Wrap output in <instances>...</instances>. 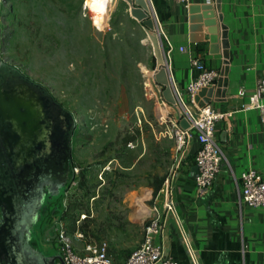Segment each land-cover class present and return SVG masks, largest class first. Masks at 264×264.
Wrapping results in <instances>:
<instances>
[{
  "label": "rangeland",
  "instance_id": "rangeland-1",
  "mask_svg": "<svg viewBox=\"0 0 264 264\" xmlns=\"http://www.w3.org/2000/svg\"><path fill=\"white\" fill-rule=\"evenodd\" d=\"M89 2L2 0V58L46 86L76 118L72 157L79 173L87 168L88 179L80 187L77 176L64 202L71 215L79 207L93 209L86 241L135 240L141 226L128 214L141 205L150 206L151 215L161 203L157 196L186 156L179 160L174 133L186 118L177 98L167 102L165 87L151 82L157 56L150 36L157 35L162 53L166 42L150 4L153 27L131 14L128 0H110L100 28ZM37 228L42 234V224Z\"/></svg>",
  "mask_w": 264,
  "mask_h": 264
},
{
  "label": "crops",
  "instance_id": "crops-1",
  "mask_svg": "<svg viewBox=\"0 0 264 264\" xmlns=\"http://www.w3.org/2000/svg\"><path fill=\"white\" fill-rule=\"evenodd\" d=\"M152 2L171 43L173 86L187 95L189 81L199 74L193 60L199 58L219 73L199 99H209L218 110L231 111L228 120L216 125L223 159L213 185L202 194L198 192L195 151L199 143L193 138L183 163L157 196L164 222L156 240L179 264H193L183 229L199 264H264V206L250 207L241 200L242 173L255 169L264 175V118L260 110L248 107L249 96L264 77V0ZM212 34L217 36L216 50L211 48ZM197 44L203 48L199 49ZM241 88L245 95L239 94ZM167 192L176 203L182 225L165 213L163 201ZM144 194L140 193L141 198ZM150 211V206L139 205L130 210L128 218L141 226L144 233V220ZM141 232L135 240L111 238L109 254L118 263L126 261L141 243ZM40 238L44 249L32 234V241L46 255L61 253L60 244L50 245L49 233L44 232ZM75 243L81 246L78 240Z\"/></svg>",
  "mask_w": 264,
  "mask_h": 264
},
{
  "label": "water",
  "instance_id": "water-1",
  "mask_svg": "<svg viewBox=\"0 0 264 264\" xmlns=\"http://www.w3.org/2000/svg\"><path fill=\"white\" fill-rule=\"evenodd\" d=\"M128 2L131 14L149 27H153L148 1ZM1 5L2 0H0V264H56L58 260H62V254L46 255L32 241V234L41 217L46 199L52 200L74 179L72 136L76 118L46 86L3 60ZM150 37L154 39V43L159 41L155 33ZM211 41V48L218 49L216 35L212 34ZM155 54L157 64H162V51L157 49ZM155 79L165 87L163 90L165 100L174 104L175 94L164 67L156 71ZM205 91L206 87L195 95V101L200 106L211 102L209 99H199ZM180 125L187 128L189 122L183 119Z\"/></svg>",
  "mask_w": 264,
  "mask_h": 264
},
{
  "label": "built area",
  "instance_id": "built-area-1",
  "mask_svg": "<svg viewBox=\"0 0 264 264\" xmlns=\"http://www.w3.org/2000/svg\"><path fill=\"white\" fill-rule=\"evenodd\" d=\"M147 1L153 9L152 18H155L159 24V35L161 36L162 34L166 42L165 51L163 53L165 64L163 63V66L167 71L175 97L178 100L185 118L189 122V127L187 128H183L178 124L174 129L177 151L180 153L179 160H183L184 156L189 151L190 141L195 138L199 143V147L195 151V165L197 166L195 181L198 192L202 194L213 185L223 159V153L216 136V125L221 120H228L231 111L218 110L210 103L205 106H200L195 101V95L202 88L209 86L219 75L215 68L208 67L205 62L199 58L193 60L194 67L199 70V74L189 81L186 87L187 95H184L181 90L173 86L171 74V43L164 30L161 28L152 0ZM174 1L181 3L189 2V0ZM168 46L169 49H167ZM181 49L184 50V47H181ZM160 65L157 64L152 74L159 70ZM151 82H154L158 90H162V87L155 78H152ZM239 94L245 95V89L241 88ZM248 107L260 110L264 118V77L258 80L254 92L249 96ZM73 172L74 176L78 175L79 167H73ZM170 179L171 178H168L166 180L167 184ZM242 183L241 200L250 207L264 206V175L255 169H248L242 173ZM166 195L163 201L165 213L173 215L178 220L179 224H181L182 221L175 201L172 199L169 192H167ZM91 211V216H93V209ZM86 218V212L80 214V217L75 222L76 229L73 232H70L66 221L58 220L56 222L57 237L61 244L62 254V260H58L56 264H179L178 260L166 252L163 243L156 240V237L162 231L164 222L160 206L158 205L152 207V214L149 216L145 225L141 243L132 250L126 261L121 263H118L109 254L107 242L96 243L86 241V233L81 229V224ZM182 236L188 247L193 264H199L196 252L184 229L182 230ZM76 240L81 243L80 247L76 246Z\"/></svg>",
  "mask_w": 264,
  "mask_h": 264
},
{
  "label": "trees",
  "instance_id": "trees-1",
  "mask_svg": "<svg viewBox=\"0 0 264 264\" xmlns=\"http://www.w3.org/2000/svg\"><path fill=\"white\" fill-rule=\"evenodd\" d=\"M1 25H2V23H1ZM196 46L199 49L203 48V46L199 45V44H197ZM76 165H78V164L73 163V167H75ZM77 176H79L78 182H79L80 187H83L85 185V183L87 182V179H88L87 178V168L82 166L80 169V173L78 175H75L73 180H75ZM73 180L71 182H73ZM164 181H165V178L162 177L157 181L156 184H154V194H157L162 189ZM70 183L61 189V192L59 195L54 196L53 199L49 201L50 206L46 207V208L48 210V213L50 214L51 205L58 203V206H54L55 209H57V215L53 216V219L66 221L68 226H69L70 232H73L76 229L75 222L80 217V214L83 212H86L87 218L83 220V222L81 224V229L84 230L85 233H87V231L85 229H86L87 223L90 222L91 218L93 217V216H91V213H92L91 210L92 209L91 208L84 209V207H79L75 210L76 214H73V213H72V215L70 214L74 209L71 211L72 207L70 208L69 205L65 204V202H64V198L66 196L67 190L69 189Z\"/></svg>",
  "mask_w": 264,
  "mask_h": 264
},
{
  "label": "flooded vegetation",
  "instance_id": "flooded-vegetation-1",
  "mask_svg": "<svg viewBox=\"0 0 264 264\" xmlns=\"http://www.w3.org/2000/svg\"><path fill=\"white\" fill-rule=\"evenodd\" d=\"M72 146H73V136H72ZM72 160H73V157H72ZM73 163H74V161H73ZM49 201H50L49 199H46V203L44 205V208H43L41 217H40L39 221L37 222V224L35 225V227H34L35 229L33 231V239L36 240V241H38L39 246H40L41 249H44V247H45L44 241L41 240V238H40V236H42V234L44 232L49 233L50 236H51V239H50L51 243H50V245L58 246L59 243H60L59 240H58V237H57V229H56V222L58 220L53 219V215L49 214L48 213V210L46 208V207H49L50 206L49 205L50 204ZM0 218H1V213H0ZM40 224H42V232L43 233L39 236L38 235L39 232L37 230L38 229L37 226L40 225Z\"/></svg>",
  "mask_w": 264,
  "mask_h": 264
},
{
  "label": "bare ground",
  "instance_id": "bare-ground-1",
  "mask_svg": "<svg viewBox=\"0 0 264 264\" xmlns=\"http://www.w3.org/2000/svg\"><path fill=\"white\" fill-rule=\"evenodd\" d=\"M109 2L110 0H90L89 2V8L91 10L94 21L100 28H102L106 23V18L108 15V7L110 4ZM151 39L153 40L155 50L160 49L162 51V46L160 41L157 40V42L155 41L154 43V39L153 38Z\"/></svg>",
  "mask_w": 264,
  "mask_h": 264
}]
</instances>
